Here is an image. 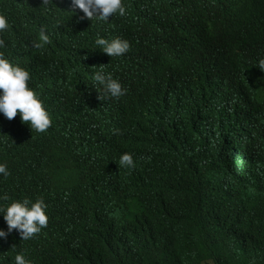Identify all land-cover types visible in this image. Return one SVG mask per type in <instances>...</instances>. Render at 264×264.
I'll return each mask as SVG.
<instances>
[{
  "label": "clouds",
  "instance_id": "9594fccd",
  "mask_svg": "<svg viewBox=\"0 0 264 264\" xmlns=\"http://www.w3.org/2000/svg\"><path fill=\"white\" fill-rule=\"evenodd\" d=\"M36 2L41 6L25 2L33 11L14 18L12 0H0V178L11 174L4 164L6 153L18 144H29L41 174L40 185L49 181L55 191L64 187L72 200L56 215L49 200L46 204L35 198L29 186H18L15 196L1 205L0 238L5 240L9 233L27 241L46 233L42 264H169L155 245L154 233L147 230L161 224L176 232L183 224L186 164L176 149L183 145L187 113L194 114L197 125L194 134L186 137L191 146L204 125L218 127L231 113H243L235 119H249L250 131L254 119H261L259 130L264 132V101L257 93L247 92L225 71L212 75L213 67L202 69L203 62H191V25L225 23L232 5L237 9L235 16L259 23L255 0H135L133 15L150 23L169 22L177 31V41L157 51L154 62L159 70L152 65L139 75L140 89L130 101L120 100L128 90L113 78L114 70L104 71V65L98 68L95 63L100 51L108 58H127L132 53L131 41L120 36L98 37L92 46L94 56L86 57L77 54L67 34L75 12L81 20L87 18L105 30L117 16L130 17L127 3L133 2ZM32 28H37V34L30 33ZM31 57L47 61L50 75L35 81L27 66ZM60 57L69 66L70 78L65 81L58 66ZM186 62L190 63L187 69L171 74L172 67ZM75 65L93 78L73 81L82 76L75 72ZM258 68L264 71V57ZM104 130H108L112 147L105 169L77 147L79 138L100 136ZM30 135L73 140L75 151L51 150ZM252 155L262 160L264 144L257 143ZM0 247L6 246L0 242ZM15 264L30 261L21 253L15 256Z\"/></svg>",
  "mask_w": 264,
  "mask_h": 264
},
{
  "label": "trees",
  "instance_id": "16d2710c",
  "mask_svg": "<svg viewBox=\"0 0 264 264\" xmlns=\"http://www.w3.org/2000/svg\"><path fill=\"white\" fill-rule=\"evenodd\" d=\"M130 1L133 2L127 3L130 17L117 16L112 21L115 23L105 30L87 18L81 20L75 12L68 24L70 31L67 34L77 46V54L86 57L94 56L92 46H95L98 37L120 36L131 41L132 53L127 58H108L100 51L95 63L98 68L104 65V71L114 70L113 78L127 87L126 95L120 98L126 101L133 100L139 91L137 82L142 72L148 71L152 65L159 70L154 62L157 51L177 41V31L172 24L150 23L141 16L133 15L135 0ZM25 2L41 6L36 0H12L13 17L33 11L34 7ZM223 6L227 7L225 3ZM254 7L261 15L259 23L235 16L237 9L233 5L225 23L211 22L210 26L203 27V21L195 22L191 25L188 55L193 64L203 62L202 69L205 65L213 67L216 71L212 75L225 71L227 77L247 92L257 93L259 100L264 101V71L258 68L259 60L264 57V50L261 49L264 45V0H255ZM30 33L37 34V28H32ZM27 63L35 81L42 75H50L49 64L44 59L31 57ZM189 65L186 62L172 67L170 72L177 74ZM58 66L62 79L70 78L64 57L59 58ZM75 72L82 76L73 81L86 82L93 78L89 71L76 65ZM48 85L51 87V84ZM133 103L135 101L128 106ZM242 114L231 113L230 119L218 127L214 123L204 125V131L191 146V139L186 137L194 134L197 125L194 114L187 113L189 124L184 132L183 145L176 149L186 164L182 172L183 224L176 232L161 224L147 230L154 233L155 245L169 264H204L207 261L213 264H264V157L257 161L252 155L257 143L264 144L260 136H264V132L259 130L261 119H254L255 127L251 131L246 125L249 119H235ZM30 139L51 150L75 151L73 140L39 135H30ZM79 140L78 149L89 154L99 167L108 163L112 148L108 130L100 136L91 134ZM4 164L11 174L0 178V208L15 196L16 188L22 185L32 188L36 199H43L46 204L49 200L51 212L56 215L62 214L72 200L66 195L64 187L55 191L49 181L40 185L41 174L29 144H18L7 152ZM5 195L9 199L4 200ZM5 228L2 226L1 230L8 232ZM42 236L34 238V241H20L9 233L5 240L0 238L6 246L0 247L2 264H15V256L21 253L30 264H42L47 242L46 233Z\"/></svg>",
  "mask_w": 264,
  "mask_h": 264
}]
</instances>
